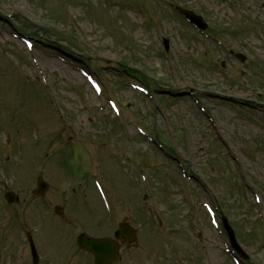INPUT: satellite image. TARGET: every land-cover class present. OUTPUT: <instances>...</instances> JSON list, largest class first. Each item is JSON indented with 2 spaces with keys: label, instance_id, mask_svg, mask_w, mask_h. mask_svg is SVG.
<instances>
[{
  "label": "rangeland",
  "instance_id": "1",
  "mask_svg": "<svg viewBox=\"0 0 264 264\" xmlns=\"http://www.w3.org/2000/svg\"><path fill=\"white\" fill-rule=\"evenodd\" d=\"M123 218L137 239L117 264H264V0H0L11 261L29 233L38 264H91L77 234L111 237Z\"/></svg>",
  "mask_w": 264,
  "mask_h": 264
},
{
  "label": "water",
  "instance_id": "2",
  "mask_svg": "<svg viewBox=\"0 0 264 264\" xmlns=\"http://www.w3.org/2000/svg\"><path fill=\"white\" fill-rule=\"evenodd\" d=\"M191 22L195 23L198 27H205V25L201 22L200 18L195 16L193 13L188 11H182ZM46 189V184L39 180L37 189L33 191L35 195L42 194ZM8 201H12V195H7ZM58 208H56L57 210ZM115 236L117 238L123 237L124 242L128 245L131 241L134 240V231L129 229L128 225H119V229L115 232ZM233 242V241H232ZM78 245L91 252L94 255V263L95 264H108L114 263L117 259L118 255V246L112 242L110 239L101 238H86L84 234H81L77 238Z\"/></svg>",
  "mask_w": 264,
  "mask_h": 264
}]
</instances>
